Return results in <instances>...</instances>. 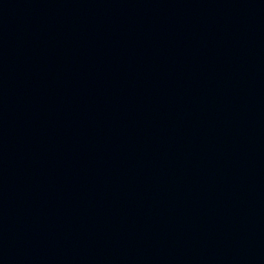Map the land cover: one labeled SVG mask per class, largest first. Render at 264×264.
Listing matches in <instances>:
<instances>
[{
	"label": "water",
	"instance_id": "95a60500",
	"mask_svg": "<svg viewBox=\"0 0 264 264\" xmlns=\"http://www.w3.org/2000/svg\"><path fill=\"white\" fill-rule=\"evenodd\" d=\"M0 264H264V0H0Z\"/></svg>",
	"mask_w": 264,
	"mask_h": 264
}]
</instances>
